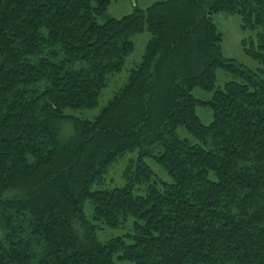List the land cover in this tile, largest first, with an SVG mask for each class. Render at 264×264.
Here are the masks:
<instances>
[{
  "label": "trees",
  "instance_id": "1",
  "mask_svg": "<svg viewBox=\"0 0 264 264\" xmlns=\"http://www.w3.org/2000/svg\"><path fill=\"white\" fill-rule=\"evenodd\" d=\"M114 1L0 0V264H264V0L156 1L100 24ZM214 14L259 30L241 42L256 71L223 58ZM144 31L141 62L95 119L68 115L97 107ZM134 149L123 187L91 190ZM145 158L172 183L135 196L154 179ZM129 218L130 234L96 239L93 222Z\"/></svg>",
  "mask_w": 264,
  "mask_h": 264
},
{
  "label": "rangeland",
  "instance_id": "2",
  "mask_svg": "<svg viewBox=\"0 0 264 264\" xmlns=\"http://www.w3.org/2000/svg\"><path fill=\"white\" fill-rule=\"evenodd\" d=\"M156 1L165 0H119L110 4L107 11L102 15L98 22L100 24L105 23L110 19H121L122 17L130 14L134 7L145 9ZM211 21L215 25L219 34H221L220 50L224 59L233 60L238 65L256 71L260 65L249 58L243 50L242 41H255L258 29L252 32H243L240 28V19L237 16H228L225 14H214L211 16ZM150 35L147 31L132 37L134 46L133 52L125 58L123 67L119 73L113 74L107 79V86L102 90L100 97L98 98V105L91 110H76L67 112L68 115L77 119H86L93 121L99 114L100 110L107 104V102L127 83L130 72L141 62L144 54L146 43L149 41ZM231 80V77L224 74L222 71L216 72V86L222 87L225 81ZM192 96L195 99L208 101L212 98V92H206L201 89H194ZM197 117L200 119L203 125L208 126L212 120V111L209 107L195 109ZM66 129H68L66 127ZM64 129V132L67 130ZM176 135L181 140H186L190 143H197L193 137L183 128L176 130ZM139 157V150L134 149L132 152H127L119 157L108 169L104 176L103 183L101 185L92 186V191L96 190H112L113 188H120L126 184L123 178V172L129 167L134 169ZM144 164L147 165L154 173V179L150 183L135 184L132 193L135 196H144L147 193L149 185L158 187L160 182L172 183L171 177L167 174L165 169L158 164L154 159L145 158ZM131 170V171H132ZM154 182H157L156 184ZM82 212L84 217L90 221L92 215L91 205L88 201L83 203ZM134 220L132 218L118 228H108L102 224L94 223L97 226L96 239L104 243L109 239L116 237H125L126 234H130L132 230ZM127 243H130L125 238Z\"/></svg>",
  "mask_w": 264,
  "mask_h": 264
}]
</instances>
